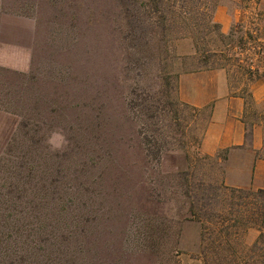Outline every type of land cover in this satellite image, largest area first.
<instances>
[{"label":"rangeland","instance_id":"1","mask_svg":"<svg viewBox=\"0 0 264 264\" xmlns=\"http://www.w3.org/2000/svg\"><path fill=\"white\" fill-rule=\"evenodd\" d=\"M217 2L213 19L223 33L250 21L264 29V0L250 6L241 0ZM133 4L136 18L155 33L142 48L146 64L127 73L120 0H0V186L16 183L25 189L19 193L24 218L32 216L31 204L45 199L37 219L49 226L50 217L55 218L59 264H205L204 223L189 213L190 200L183 196L177 174L193 166L197 176L228 188L261 189L253 185L249 161L256 153L253 156L252 144L246 142L248 152L225 149L211 155L204 154L201 145L182 150L172 143L160 164L150 166L126 150L124 143L135 136L123 120L124 100L138 103L129 91L141 78L142 89L155 95L161 68L154 3ZM168 35L166 52L172 57L167 72L182 75V63L193 66L189 58L195 54L194 42L181 32ZM249 90L256 93L251 96L258 111L264 85L255 82ZM177 97L183 102L178 82ZM203 108L204 115H212L213 104ZM188 115L185 112L183 119ZM160 120L165 134L175 136L169 114ZM55 132L68 141L62 150L53 151L48 144ZM207 157L211 159H203ZM226 170L232 186L225 183ZM49 185L59 189L56 207L42 196ZM12 198L0 197V203ZM50 207L55 211L49 212ZM256 237L257 232L249 230L245 244ZM47 256L45 261H50L53 255Z\"/></svg>","mask_w":264,"mask_h":264},{"label":"trees","instance_id":"2","mask_svg":"<svg viewBox=\"0 0 264 264\" xmlns=\"http://www.w3.org/2000/svg\"><path fill=\"white\" fill-rule=\"evenodd\" d=\"M152 1L159 28L156 35L161 45L159 84L153 93L155 95H149L142 89V78L134 83V89L130 88V95L139 98V101L124 100L123 120L127 129H131L132 136H135L131 143L130 140L124 143L126 150L134 151L139 162L150 166L160 164L163 151L169 144L174 143L182 150L201 145L211 112L206 116L207 108L198 109L181 102L177 97L180 74L167 72L166 62L172 57L171 53L166 52L168 34L181 32L182 38H191L195 46V54L189 58L194 61L193 66L186 67L182 63L181 73L224 71L230 95L244 101L241 122L245 142L251 145L252 131L256 125L262 129V146L256 152V159L264 160V103L258 111L254 109L256 103L249 90L255 82L264 83V29L250 21L245 25H234L227 34L223 33L213 19L218 0H166L164 10V0ZM241 2L250 6L258 4L260 0ZM120 3L125 22V71L129 73L132 66L140 68L146 64L141 61L142 48L148 45V37L155 31L136 18L133 0H120ZM137 91L144 96H138ZM185 112H189V115L183 131L180 121ZM165 113L173 120L175 136L165 134L166 126L160 120ZM186 119H183L184 122ZM194 169L192 166L188 171L178 173L176 179L183 196L190 200L188 211L192 218L204 223L201 254L205 264H264V189L228 188L222 182L208 181L205 175L197 176ZM21 192H25V189L16 183L14 186H0V197L15 196L8 204L0 203V264H59L58 256L61 260V255L58 243L54 241V216L50 217L49 226L43 224L42 219H37L38 210L45 209L41 207L45 199L40 204H31L30 218L20 216V207L23 209L24 206L19 200ZM41 192L43 197L48 198V203L55 202L56 207L60 201L57 186L49 185ZM48 211L55 209L50 207ZM249 230L257 232V237L248 246L244 237ZM46 252L53 255L50 261H45L48 260Z\"/></svg>","mask_w":264,"mask_h":264},{"label":"crops","instance_id":"3","mask_svg":"<svg viewBox=\"0 0 264 264\" xmlns=\"http://www.w3.org/2000/svg\"><path fill=\"white\" fill-rule=\"evenodd\" d=\"M188 55L193 52L187 53ZM15 70L23 71L15 65H8ZM264 85V83H263ZM252 95H256L252 90ZM178 93L180 99L194 108H203L213 104L210 123L202 139L201 150L204 154L211 155L221 150L229 152H248L244 138V125L241 122L243 101L238 97L229 95L226 75L221 70L201 71L182 74L178 78ZM262 133L258 127L252 131V154L262 146ZM210 144H212L210 148ZM231 154V153H230ZM253 171V185L264 189V160L253 157L249 161ZM226 170L225 183L232 184Z\"/></svg>","mask_w":264,"mask_h":264},{"label":"clouds","instance_id":"4","mask_svg":"<svg viewBox=\"0 0 264 264\" xmlns=\"http://www.w3.org/2000/svg\"><path fill=\"white\" fill-rule=\"evenodd\" d=\"M68 143L66 137L62 132H55L48 140V144L51 146L53 151L62 150L63 146Z\"/></svg>","mask_w":264,"mask_h":264}]
</instances>
